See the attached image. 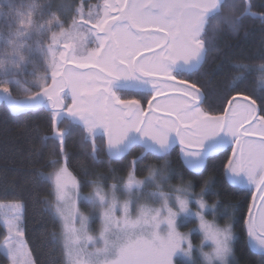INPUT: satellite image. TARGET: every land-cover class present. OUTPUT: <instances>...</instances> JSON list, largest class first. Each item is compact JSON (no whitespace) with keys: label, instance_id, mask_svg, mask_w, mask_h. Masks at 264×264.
Listing matches in <instances>:
<instances>
[{"label":"snow or ice","instance_id":"1","mask_svg":"<svg viewBox=\"0 0 264 264\" xmlns=\"http://www.w3.org/2000/svg\"><path fill=\"white\" fill-rule=\"evenodd\" d=\"M6 3L0 103L13 116L43 115L26 159L31 186L50 189L43 199L36 193L43 213L53 229L61 226L58 233L42 225L41 242L56 249L63 241L49 264H252L251 256L264 264V62L229 58L232 77L213 103L200 82L224 70L223 62L205 65L222 52L221 36L249 34L246 21H259L264 46V12L250 0H0V10ZM69 142L81 150L83 181L70 170ZM149 157L154 163L141 168ZM89 162L113 174L110 165L120 162L126 177L113 175L108 186ZM176 178L180 185L165 191ZM239 191L251 193L246 212L225 199ZM0 209V251L9 264H35L27 204L16 199ZM188 218L196 227L179 231ZM195 231L203 235L198 249Z\"/></svg>","mask_w":264,"mask_h":264},{"label":"trees","instance_id":"2","mask_svg":"<svg viewBox=\"0 0 264 264\" xmlns=\"http://www.w3.org/2000/svg\"><path fill=\"white\" fill-rule=\"evenodd\" d=\"M252 10L255 12H264V0H251ZM9 14V5L6 3L3 6V9L0 10V15ZM248 35H244V29H241L239 36L234 37L231 35H223L218 39V45L222 49V52L219 54H213L209 57V63L205 65L206 68L214 70L217 64L223 62L224 70L223 71H214L213 76L211 77V82L209 83L206 78L201 77L200 82L205 86L208 95L209 103L214 102L213 92L215 89H223L226 83L232 77V71L229 66V58H239L244 57L245 63H250L253 65H259L264 61H261L260 54L262 50L261 38L262 34L259 29V21L248 20L246 21ZM249 86L251 83L249 82ZM40 124L43 126L44 119L42 114L33 115V116H13L7 113L6 107L0 105V201L11 202L16 199H20L27 204L26 211V224H27V242L29 248L32 252V258L35 261V264H49L50 260L59 259L61 257V249H54L53 246L48 242H41L40 233L42 231V225L47 224L48 230H55L59 232L60 224L57 223L55 228L47 216L42 211V206L36 199V193L39 192V198L43 199L47 196V193L50 189L41 187L38 190L34 189L31 184L28 182V169L29 164L27 162V155L30 151L32 144L30 141L34 138L35 135V125ZM69 151L73 153L71 159L70 170L74 175L80 180H85L86 178L80 172L77 167L80 161V148L79 146L73 147L71 142H69ZM178 151V149H176ZM139 149L133 153L138 154ZM102 158L106 159V157ZM46 157V154H45ZM170 159L174 162V167H178L176 164V154L175 151L172 153ZM41 164L44 163L42 159ZM154 163L151 157L141 164V168L144 167V164ZM89 167L93 168L95 172L107 175L108 180L105 182L109 185L111 182H116L113 179L115 177H126V170H121L120 162H115L110 165L111 168L116 169L117 171L113 173L108 172L109 165H96L92 166L89 162ZM50 168L45 167L43 171L48 172ZM147 175L146 171H138L137 177H144ZM207 175V174H206ZM93 177H88L87 179H92ZM193 176L185 172L184 180H192ZM172 184H180L178 178L171 179L169 181ZM88 187L83 188L82 190H87ZM195 192L200 191V185L196 184L194 188ZM209 204H212L216 197L213 195H208L205 197ZM225 199L231 200L232 203H243L244 211H247V206L251 201V193L246 191H239V194H233L231 192L227 193ZM221 223H225V218L219 217ZM242 221L236 225V231L239 232L240 227L242 226ZM3 230L0 229V243L3 242ZM193 241L198 243L197 235L193 236ZM237 255L244 257L247 255L246 252L241 253L240 243H237ZM250 260L252 264H257L258 257L251 256ZM7 257L0 251V264H7Z\"/></svg>","mask_w":264,"mask_h":264},{"label":"rangeland","instance_id":"3","mask_svg":"<svg viewBox=\"0 0 264 264\" xmlns=\"http://www.w3.org/2000/svg\"><path fill=\"white\" fill-rule=\"evenodd\" d=\"M137 178H140V179H142L143 177H137ZM113 183H116V182H111L108 186H110L111 184H113ZM180 184H178V185H175V184H172V183H170L169 181L167 182V184H165L164 185V190L165 191H167V189L169 188V187H176V186H179ZM154 189H151V188H149V189H146V191H153ZM84 193H87V192H89V191H91V189L90 188H88L87 190H82ZM117 197L119 198V200L122 202L124 199H126L127 198V196H126V194H122V193H117ZM12 202H15V201H11V202H5V201H0V204H6V203H12ZM154 206H158V205H154ZM82 211H85V209H81ZM196 210V208H195V206H193V211H195ZM4 210L3 209H0V213H2ZM206 219L207 220H209V221H212L214 218H213V216L211 215V214H208L207 216H206ZM216 219V223H218L219 225H221V226H223L224 225V223H221L220 221H219V216L218 217H216L215 218ZM196 224H197V222L193 219V218H188L187 220H186V222L184 223V225L182 226V227H180V229H179V231H181V232H187L188 231V229H190V228H194V227H196ZM99 227H100V221H99V219L97 218L94 222H90V228H91V234H93V235H95V234H98V231H99ZM61 231V226H60V230H59V232ZM58 232V233H59ZM195 235H197V237H198V240H199V242L198 243H195L194 241H193V236H195ZM190 240H191V242H192V244L194 245V246H196V248L198 249L199 248V246L201 245V242H202V240H203V235L199 232V231H195V232H193L191 235H190ZM210 243V242H209ZM60 249H61V254H62V248H63V241L61 240V242H60ZM211 250V248L210 247H205L204 248V251H210ZM2 253L6 256V254L2 251ZM199 251H197L196 253H195V256L196 257H199ZM7 257V256H6ZM8 259V258H7ZM7 264H9V260H8V263Z\"/></svg>","mask_w":264,"mask_h":264},{"label":"water","instance_id":"4","mask_svg":"<svg viewBox=\"0 0 264 264\" xmlns=\"http://www.w3.org/2000/svg\"><path fill=\"white\" fill-rule=\"evenodd\" d=\"M250 2H251V0H250ZM2 103H0V105H1ZM250 203H251V201H250Z\"/></svg>","mask_w":264,"mask_h":264}]
</instances>
